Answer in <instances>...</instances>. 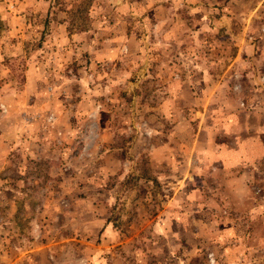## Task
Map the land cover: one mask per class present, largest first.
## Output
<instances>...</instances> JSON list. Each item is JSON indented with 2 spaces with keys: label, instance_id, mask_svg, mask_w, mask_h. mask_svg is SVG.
<instances>
[{
  "label": "rangeland",
  "instance_id": "obj_1",
  "mask_svg": "<svg viewBox=\"0 0 264 264\" xmlns=\"http://www.w3.org/2000/svg\"><path fill=\"white\" fill-rule=\"evenodd\" d=\"M0 33V91L44 113L41 158H22L3 191L32 203L4 223L16 253L31 250L23 264H93L100 247L99 264H264V157L241 166L242 200L192 168L198 141L256 136L264 149V0H0ZM8 106L10 121L39 118ZM196 203L212 217L183 236ZM103 215L110 252L93 222Z\"/></svg>",
  "mask_w": 264,
  "mask_h": 264
},
{
  "label": "crops",
  "instance_id": "obj_2",
  "mask_svg": "<svg viewBox=\"0 0 264 264\" xmlns=\"http://www.w3.org/2000/svg\"><path fill=\"white\" fill-rule=\"evenodd\" d=\"M2 35L0 33V53L3 44L5 46L8 45L5 41L6 37ZM6 74V71L0 67V77L2 78ZM2 90L4 91H0V103L3 105H9L7 108L8 112H10L12 107H14V109H22L26 111L27 109H30V111L32 112L34 109H36L35 107L34 109H31L30 106L27 109L21 108L20 105L18 106L15 102V96L19 95L18 92L16 94L15 89L13 90L11 88H6ZM7 92H9V95H7ZM19 93H22V96H25L29 94L30 91L28 88H25ZM7 96L9 98L11 97L14 102H11V104H9L10 102H7V99H5ZM38 109L41 108H37L35 112H37L39 118L36 120L34 119L30 123L10 121L9 115L2 114L0 116V264H23L22 261L27 258V254H29L31 251L27 250L26 248H19L21 250L20 255L19 253H16L14 248L11 246V241L15 236V234L13 233L14 229H11V227L9 228L8 226L4 225V223L14 222V219L16 218V214L14 212L18 209L17 207L21 205H24L25 207H31L32 203L30 201L19 202L14 198L12 200L7 199V201H3V198H5V192L3 191L9 190L12 192L16 189V185H19L18 178L23 172H25L23 171L24 164H22V162L20 161L22 158H24V160L26 158H41L43 154V140L38 136L39 134L37 132H32V129L38 126L39 122L42 121V118L44 116V113L40 112ZM232 115L235 116V114ZM230 124L231 122L228 125L229 129L233 128V126ZM198 142V149L195 154L196 160H194L195 164L192 165V168L196 169L197 172H200L201 174L207 172L213 175H221L219 184H224L225 190L229 192V195H231L234 200L237 198H240V200L244 199V195L248 189V186L245 182L246 172L244 168H241V166H243L244 163H246V161H249L250 159L252 163L253 160L255 161L260 157H264V149L263 151H259L258 147H260V144L257 137L253 136L247 139L246 137L242 138V136H239L237 134L235 135V137H233V143L231 145L223 144L219 146H216L215 142H213V140L211 142V140L209 139L207 140L206 151L201 149V142ZM103 159L105 162L103 171H105L106 174H111L118 168L115 165L116 161L112 160L111 155L105 154L103 156ZM214 172L218 173L214 174ZM17 174L20 175L17 176ZM193 177H195V175ZM109 196H111V194H109ZM99 200V197H94L91 198L90 201ZM208 200L214 201V199L212 198H209ZM196 204H198L199 206L198 212L194 214H188V211H191V209L188 208L186 210L185 217L187 218V220L185 223H183V229L182 231H180L181 234L193 231L190 227L191 225H187V222L191 221V219L198 220L204 223H207L211 219L212 211L209 208H205V205L203 204ZM102 217L103 218L101 219L100 217L93 216V222L100 225L101 228L107 227L101 234V239L103 241L102 246L104 248L102 251L110 252L111 247L115 245V243H113V239L116 232L111 229L112 225H108L105 215H103ZM221 219H223V223L222 229L219 232L222 235V239L224 240L228 238L229 232L231 234L233 230L237 229L240 218L238 216L235 218L232 216V218L229 219L228 217L226 218L222 216ZM183 236L189 235L184 234ZM101 248L102 247L98 249L95 248L93 250V264H99L97 261V256L99 255L98 251L101 250ZM107 264L110 263L108 262Z\"/></svg>",
  "mask_w": 264,
  "mask_h": 264
}]
</instances>
